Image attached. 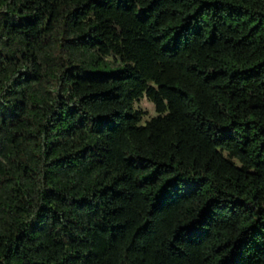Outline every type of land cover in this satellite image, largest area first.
I'll list each match as a JSON object with an SVG mask.
<instances>
[{
    "label": "trees",
    "instance_id": "16d2710c",
    "mask_svg": "<svg viewBox=\"0 0 264 264\" xmlns=\"http://www.w3.org/2000/svg\"><path fill=\"white\" fill-rule=\"evenodd\" d=\"M68 27L122 67L62 63L34 105L40 54ZM30 143L50 166L0 264H264V0H0V176ZM54 215L67 241L48 258L28 234Z\"/></svg>",
    "mask_w": 264,
    "mask_h": 264
},
{
    "label": "rangeland",
    "instance_id": "374dc122",
    "mask_svg": "<svg viewBox=\"0 0 264 264\" xmlns=\"http://www.w3.org/2000/svg\"><path fill=\"white\" fill-rule=\"evenodd\" d=\"M90 27L92 28L94 25L91 24ZM87 33H89L88 29L77 30L73 27H68L63 30L61 28L56 34V41L49 44L43 52H41L40 59L43 64L44 79L41 84L34 87L32 92L34 105H41L51 99L50 97L60 82L59 76L62 73L60 65L62 63L70 61L73 64L82 65L88 69L102 71L104 73L116 72L122 67L116 59L101 56L97 50L94 49L92 44H88L89 40H85V35ZM134 109L143 113V125L157 117L154 105L146 98L136 102L134 104ZM64 156H66V153L60 155L58 160L63 159ZM25 157L28 163L25 162V164H23V169L19 170L13 167L8 169L6 167L5 170L9 171V174L4 177L0 176V235L3 236H9L19 220L24 221L27 217L32 215L33 211L31 205L37 200V196L43 185L40 184L37 186L39 182L38 179L50 166V164H43V157L34 143L28 145ZM2 158H0L1 161H3ZM27 167L29 169H27ZM30 173H34L35 175L32 176ZM73 180L77 186H80L85 181L77 175L69 179L67 178V182H72ZM46 187L47 198L53 203L51 207L58 211L65 210L64 206L57 201L58 198L56 195L58 192L54 190L53 186L46 185ZM58 217L59 216L56 215L53 216V220L50 221L52 224H45L48 218L35 220L34 224L31 226L32 229L29 232L30 234H28L35 235L36 241L40 245L37 244L40 249L39 251L47 252L48 258L50 256L49 253H54L53 251L56 250L57 244H61L60 242L66 240L63 235L58 237V232L56 230L52 232L54 229L52 226H54V224L56 225L55 220L58 219ZM67 219L69 220L66 221V226L72 229L76 236H81L83 231H89V229L86 228L82 230V219L79 216H74L71 213ZM86 227L89 228L91 226L87 225ZM83 249L81 248L82 252L86 253L88 249H92V247L84 249V251ZM37 259H39L42 264H50L45 258V254L41 252L37 256ZM15 264L29 263L26 260L18 259Z\"/></svg>",
    "mask_w": 264,
    "mask_h": 264
}]
</instances>
